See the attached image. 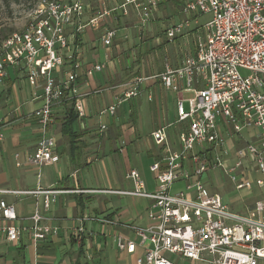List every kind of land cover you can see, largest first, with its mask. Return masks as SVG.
Returning a JSON list of instances; mask_svg holds the SVG:
<instances>
[{
	"label": "built area",
	"instance_id": "built-area-1",
	"mask_svg": "<svg viewBox=\"0 0 264 264\" xmlns=\"http://www.w3.org/2000/svg\"><path fill=\"white\" fill-rule=\"evenodd\" d=\"M160 2L123 0L112 10L127 15L128 7H132L144 25ZM86 7L82 0H37L24 28L0 38V83L12 67L25 70L30 86L43 80V103L32 113L40 137L27 159L36 168L58 161L56 141L49 134L53 107L69 97L74 99L79 116L83 115L82 99L75 87L80 63L71 44L84 27L77 20ZM180 11L184 18L167 28L165 36L171 41L194 19L205 17L201 32L196 33L195 52L180 66H166L154 77L175 91L180 90L176 81L186 80L185 91L191 96L178 98L177 120L187 122V127L178 135L176 150L170 147L164 128L152 132L155 143L164 148V157L149 166L156 180L153 192L146 190L135 169L125 176L131 190H110L152 200L147 224L124 225L132 236L114 234L115 245L119 252L128 254L139 247L142 254L135 264H183L184 260L193 264L264 263V0H188ZM97 18L89 23L96 24ZM115 34L114 29L105 30L101 35L103 45L111 46ZM66 65L69 69L61 77L52 76L53 71ZM103 66L94 64L85 74L91 75ZM142 80L136 78L115 104L139 95ZM115 104L100 113H113ZM243 131L253 132L251 138L231 149L227 138L240 139ZM215 170L229 176L236 189L256 188L260 197L248 214L231 211L219 194L208 190L203 175ZM177 182L183 186L174 190ZM59 192L40 187L0 190L3 194L42 195L44 211L49 210L50 196ZM17 219L14 205L1 199L0 236L8 242H17L27 234L38 245L57 233V226L48 222L38 206L28 217V224L17 223ZM93 222L102 229L117 223L84 215L73 229L75 237L85 233L94 237V232L85 228L86 223Z\"/></svg>",
	"mask_w": 264,
	"mask_h": 264
},
{
	"label": "crops",
	"instance_id": "crops-1",
	"mask_svg": "<svg viewBox=\"0 0 264 264\" xmlns=\"http://www.w3.org/2000/svg\"><path fill=\"white\" fill-rule=\"evenodd\" d=\"M82 1L87 7L77 24L84 27L76 34L71 47L80 63L75 87L82 99L83 115L79 116L74 99L69 97L53 107L49 134L56 141L57 162L36 168L27 161L40 137L32 113L43 103V80L38 79L36 86H30L25 70L12 67L0 83V190L40 187L60 191L50 196L48 211L43 210L42 195L0 193V200L14 205L17 223L28 224V217L38 206L48 222L57 226L56 235L38 245L27 234L17 242H8L0 236V264H135L142 250L137 247L131 254L119 252L114 234L130 238L132 233L124 225H146L152 200L110 190H131L132 184L125 176L135 169L144 180L146 190L153 192L156 180L149 166L164 157V148L155 143L152 132L164 128L170 147L176 150L178 135L187 127V122L177 120L178 98L191 96L190 91H185L186 80L178 79L180 90L175 91L165 88L154 75L163 72L166 66H180L185 57L194 54L196 33L201 32L205 18L194 19L182 35L171 40L178 43L173 54L159 62L152 55V49L171 43L165 30L184 18L180 10L188 0H161L144 25L132 7H128L127 15L112 10L123 0ZM95 16L97 23H89ZM108 29L116 30V34L113 44L106 47L101 35ZM130 30L139 41L131 39ZM99 63L104 65L100 70L85 74L86 69ZM68 69L66 65L53 71L52 76L58 79ZM136 78H143L139 95L115 104ZM113 104L116 106L113 113H100ZM184 106L187 107L186 102ZM71 109L77 116L72 124V139L63 132ZM101 126L105 127L101 129ZM252 134L243 131L240 139L228 137L227 143L235 149ZM216 174L217 171L209 173L203 181L211 193L220 195L217 188H211L212 183L219 184ZM182 186V182H177L173 187ZM259 197L258 192L251 200L241 202L232 198L223 202L231 211L246 215ZM84 215L105 217L117 223L104 229L95 222L86 223L87 232L93 231L94 237L85 233L77 238L73 229Z\"/></svg>",
	"mask_w": 264,
	"mask_h": 264
},
{
	"label": "rangeland",
	"instance_id": "rangeland-1",
	"mask_svg": "<svg viewBox=\"0 0 264 264\" xmlns=\"http://www.w3.org/2000/svg\"><path fill=\"white\" fill-rule=\"evenodd\" d=\"M36 1L37 0H0V38L5 37L15 31H21L24 28L28 20L29 12L31 11ZM139 28L140 27L137 25V30L141 29ZM129 33L131 39L135 38L136 41H139L138 36L137 35L135 36L133 30H130ZM169 42L171 43L166 42L162 47L152 49V53H153L152 55L156 56L159 62L168 60V57L172 55L175 50L174 46H177L178 44V43H172V41ZM137 48H139V46H137ZM140 48L143 49L141 46ZM216 171H217L216 176L218 178L219 184L212 183L213 185L211 188L218 189L224 202L225 201L229 202L232 198L238 199L239 201L242 202V200H251V198H256V196L258 195V191H256L255 187L252 188L251 192L245 189H241V190L236 189L234 184L230 180L229 176H226V174H224L220 170H215L205 173L203 175L202 180L205 179L204 177L206 175L209 176V173ZM253 177L255 178V176ZM173 189L175 190L176 188L174 187ZM176 258H177L176 256H173V259ZM183 264H193V263L190 262L189 260H184Z\"/></svg>",
	"mask_w": 264,
	"mask_h": 264
},
{
	"label": "trees",
	"instance_id": "trees-1",
	"mask_svg": "<svg viewBox=\"0 0 264 264\" xmlns=\"http://www.w3.org/2000/svg\"><path fill=\"white\" fill-rule=\"evenodd\" d=\"M73 102V101H72ZM76 113L74 112L73 109H71L69 112H68V118L67 120L65 121L64 123V126H63V132L65 134H67L71 139L72 137L74 136L73 134V131H72V124L73 122L75 121L76 119Z\"/></svg>",
	"mask_w": 264,
	"mask_h": 264
}]
</instances>
